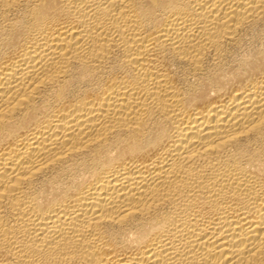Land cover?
I'll return each instance as SVG.
<instances>
[{
    "label": "bare ground",
    "instance_id": "6f19581e",
    "mask_svg": "<svg viewBox=\"0 0 264 264\" xmlns=\"http://www.w3.org/2000/svg\"><path fill=\"white\" fill-rule=\"evenodd\" d=\"M0 264H264V0H0Z\"/></svg>",
    "mask_w": 264,
    "mask_h": 264
}]
</instances>
